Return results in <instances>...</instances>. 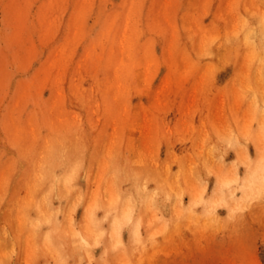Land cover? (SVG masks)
Segmentation results:
<instances>
[{"label":"rangeland","instance_id":"rangeland-1","mask_svg":"<svg viewBox=\"0 0 264 264\" xmlns=\"http://www.w3.org/2000/svg\"><path fill=\"white\" fill-rule=\"evenodd\" d=\"M134 1L139 58L136 83L129 89L133 121L127 131L165 174L182 202L180 212L187 214L170 228L163 223L168 214L151 206L148 222L154 227L138 226V252L128 249L130 224L58 227L64 229L60 237L65 243L43 238L52 227L0 224V264H264V190L252 202L237 195L230 203L218 198L213 214L200 215L202 202L221 182L248 180L264 158V104L259 108L264 62L255 60L257 50L237 57L231 49L224 55L213 49L223 45L228 32L256 28L264 0ZM90 2L93 8L84 9V20L67 35L66 8L72 0H0V152L8 149L6 120L14 104L29 97L31 89L50 97L49 85L37 83L45 72L65 71L63 105L86 121L88 110L71 100L68 85L74 79L90 90L96 77L88 63L80 68L77 63L88 56L90 40L100 35L96 8L110 11L121 0ZM211 37L215 43L208 47ZM21 102L20 112L33 107L25 98ZM107 237L110 253L105 252ZM82 238L92 239L91 254L79 260L69 247L85 245Z\"/></svg>","mask_w":264,"mask_h":264},{"label":"bare ground","instance_id":"bare-ground-1","mask_svg":"<svg viewBox=\"0 0 264 264\" xmlns=\"http://www.w3.org/2000/svg\"><path fill=\"white\" fill-rule=\"evenodd\" d=\"M79 1L72 0V5ZM81 4L80 11L67 4V35L77 22L79 26L84 20V9L93 8L90 0H82ZM113 7L110 11L102 5L96 8L94 22L101 24L100 35L90 40L86 48L88 56L77 63L78 68L88 63L91 77H96L90 90L86 91L74 79L68 85L71 100L87 108L86 121L63 105L66 101L65 71L57 75L45 72L44 80L39 78L40 87L41 84L42 88L49 85L48 99L42 96V89L35 93L31 89L33 93L29 92V97L24 96L21 100L25 98L33 107L20 112L23 103L19 100L8 114L6 143L10 150L0 152V224L12 228L20 225L52 227L43 238L55 243L64 242L60 237L64 229L58 227L69 224L81 228L87 224L108 228L130 224L128 249L136 252L139 249L136 231L140 225L150 226L148 210L151 206L168 214L163 223L170 228L177 219L182 221L187 213L180 212L182 202L165 174L138 147L133 131H127L133 121L129 89L136 83V57L139 58L136 7L134 0H121ZM255 18L256 28L243 26L238 33L228 32L223 45L218 43L213 49L221 55L231 49L237 57L253 56L251 52L257 50L255 60L264 62V12ZM213 39L209 38L208 47ZM96 45L100 51L99 48L96 51ZM263 104L264 98L259 102L260 109ZM84 123L93 130L89 131ZM258 162V171H251L248 180L235 181L234 186L233 182H221L219 189L202 202L201 212L198 210L200 215L209 216L221 197L228 203L234 195L243 202L259 198L264 190V158ZM228 209L231 208L228 206ZM82 239L85 245L69 247L79 260L91 254L92 239ZM105 243L109 248L105 252L113 251L108 237ZM61 261L63 257L57 259L58 263Z\"/></svg>","mask_w":264,"mask_h":264}]
</instances>
